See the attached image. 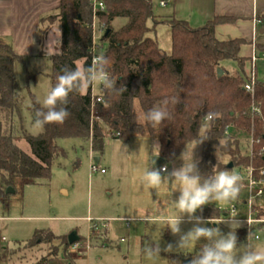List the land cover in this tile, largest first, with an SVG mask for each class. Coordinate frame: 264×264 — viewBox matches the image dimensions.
Listing matches in <instances>:
<instances>
[{"label": "trees", "instance_id": "16d2710c", "mask_svg": "<svg viewBox=\"0 0 264 264\" xmlns=\"http://www.w3.org/2000/svg\"><path fill=\"white\" fill-rule=\"evenodd\" d=\"M98 1L104 6L96 16L102 31L98 48L100 55L108 59V70L116 80V90H104L101 86L102 103L95 105L99 114L96 118H91L89 88L85 95L71 93L68 103L60 105L70 113L63 124H48L37 136L27 134L21 119L22 98L14 78V66L22 59L0 44V200L6 203L9 198L6 190L14 192L18 185H48L54 162L66 156L57 145L63 139L90 143L91 152L100 156L107 139L127 142L145 136L150 141L151 156L156 151L154 143L160 145L157 157L163 159V163L156 167L159 169L176 159L204 129L202 138L208 139L201 142V159L197 163L201 182L219 171L231 172L250 162L255 169L264 167V82L255 80L252 95L244 90L248 59L241 58L239 53L245 41H218L214 36L215 26L226 19L215 18L202 28L192 29L185 21L155 16L153 0ZM53 17L60 28V40L59 53L48 57L50 89L66 67L72 69L78 63L90 65L92 6L88 0H60ZM118 19L125 23L115 30L113 24ZM159 25L170 29L169 54L160 49L156 40ZM45 34L41 29V42ZM225 61L235 63L233 74L222 66ZM218 69L223 72L220 78L217 77ZM122 86L126 91H120ZM29 96L28 111L34 118L42 106L32 94ZM134 98L145 111L167 100L171 118L157 128L137 124L132 109ZM208 112L217 113L218 117L206 122L204 116ZM225 128L253 140L252 160L240 153L237 141L228 142L223 135ZM224 140L225 144L221 145L220 141ZM21 141L28 145L29 154L18 147ZM216 148L228 159L226 164L216 161ZM199 215L215 220L221 218L222 212L211 206L203 208ZM238 233L242 236L237 238L239 244L244 232ZM45 236L55 237L49 231L36 230L26 244H45ZM64 245L65 248L72 246L68 239ZM51 257H42L35 264H51ZM186 259L170 255L167 264H184ZM3 262L5 257L0 256V263Z\"/></svg>", "mask_w": 264, "mask_h": 264}, {"label": "rangeland", "instance_id": "374dc122", "mask_svg": "<svg viewBox=\"0 0 264 264\" xmlns=\"http://www.w3.org/2000/svg\"><path fill=\"white\" fill-rule=\"evenodd\" d=\"M165 12L167 10L158 6V0H153V14L161 17ZM54 15L46 17L42 23V30L46 33L42 42L39 37L31 49L19 50L22 52L18 55L22 62L14 66V78L22 98V124L25 132L31 136L39 135L41 129L34 127V118L28 111L31 104L29 94H32L34 100L42 106L41 101L50 90L48 75L51 73V64L48 57L59 53L60 28L53 19ZM124 23L125 20L118 19L114 22L113 28L117 30ZM156 33L161 50L169 54L171 47L169 27L159 25ZM41 53H44V56ZM222 66L230 74L236 71L234 62L225 61ZM249 72V67L246 66L247 76ZM256 74L257 81L264 82V62L257 63ZM94 94H99V85L95 87ZM98 115L94 112L93 118ZM204 132L203 129L200 137L185 147L189 151L194 148V160L197 163L201 159L202 150V143L198 141L202 139ZM227 140L229 143L237 141L240 153L248 155L250 143L248 136L231 131ZM224 142L226 140L220 141V144L223 145ZM17 145L23 152L29 154V147L24 141ZM57 145L66 156L54 162L48 185L43 183L23 187L18 185L17 193L11 194L6 203L0 200V256L5 257V262L0 264H35L47 256H52L51 264H167V257L170 255L192 259L197 254L200 242H194L192 246L172 253L161 251L151 259L145 255L144 249L148 246L159 245L163 249L169 243L176 244L179 235L172 234L167 221L181 215L174 203L179 195L178 182L165 179L158 188L152 189L143 180L144 172L152 167L151 160L156 152L150 155V141L147 137H137L127 142L107 139L100 156L90 153L89 144L77 139L59 140ZM181 154L172 162L165 164L168 171L182 166ZM96 157L101 159L97 165L104 169V174L89 171V163ZM215 157L217 162L223 164L228 162V159L219 152V148H216ZM231 172L236 173L234 169ZM162 175L166 176L167 173ZM245 199L246 193L240 191L237 199V218L240 221L246 218L245 210L241 206ZM216 204L224 209L230 204L235 205L236 200ZM197 212L195 215L200 216L201 211ZM256 213L258 219H264V200L259 201ZM147 215L154 218L153 222L143 219L132 222L129 218ZM110 219L131 222L128 228L124 223H119L124 226L111 233L109 243L102 231L103 223L100 220L108 222ZM218 219L220 218L215 220ZM88 220H92L93 225L95 223L97 230H91L87 240ZM216 223L203 226L219 227L223 234L231 231L228 224ZM109 224L111 226V222ZM180 227L184 233L193 227V223L185 216ZM244 228L245 224L241 222V226L235 232ZM260 229L262 230L256 234L258 240L251 239L250 244L264 246V227ZM36 230L49 231L55 237L52 239L45 236L46 243L37 246L26 244ZM72 232H76L80 238V247L75 253H71L69 247L65 248L64 245L67 236ZM240 234L238 232L236 234L239 239L242 238ZM244 244H247L245 233L238 247ZM87 249V255L82 253L87 252Z\"/></svg>", "mask_w": 264, "mask_h": 264}, {"label": "clouds", "instance_id": "9594fccd", "mask_svg": "<svg viewBox=\"0 0 264 264\" xmlns=\"http://www.w3.org/2000/svg\"><path fill=\"white\" fill-rule=\"evenodd\" d=\"M109 62L104 56H93L91 65L84 63L76 64L75 68H65L63 74L57 78L55 86L51 87L47 95L41 101L42 109L37 110L34 115V127L43 129L48 124H63L70 116L66 107L68 97L71 93L77 92L81 95L87 94L89 88L95 90L97 85L104 90H116V80H114L108 70ZM120 91H126L122 86ZM167 100L155 105L145 111L138 99H133L132 109L135 114V121L139 125H150L157 128L163 121L170 119L167 110ZM218 117L217 113L208 112L204 119L212 122ZM208 139L204 137L198 141L203 142ZM156 149L154 156H159L160 145L154 143ZM193 150H186L181 154L182 166L168 171L167 166L161 169L150 168L143 174V180L149 188H158L165 179L178 182L179 195L174 203L181 215L173 217L167 221L168 228L173 235H179L176 244H167L163 249L159 245L148 246L144 249L147 258L157 256L161 251L172 253L175 250L185 249L200 242L199 251L189 264H264V246H254L250 243L238 247L235 230L241 226V221L233 215L230 219L219 222L228 224L231 228L227 234H223L219 227L203 226L205 224H217L211 220H204L201 216L195 215L197 211H202L203 206L215 201L228 203L236 200L242 187L240 175L228 170L219 171L214 176L201 182L197 162L194 160ZM155 163V161H151ZM167 173V175H162ZM187 216L188 221L193 223V227L187 232H181L183 217ZM133 222L136 219H143L153 222L151 215L144 217H129ZM251 233H249L248 239Z\"/></svg>", "mask_w": 264, "mask_h": 264}, {"label": "crops", "instance_id": "0c3cea01", "mask_svg": "<svg viewBox=\"0 0 264 264\" xmlns=\"http://www.w3.org/2000/svg\"><path fill=\"white\" fill-rule=\"evenodd\" d=\"M161 1L165 3L162 8L167 10L161 17H173L175 20L185 21L192 29L202 28L215 18L226 19V22L215 26L214 36L218 41L236 39L245 41V45L241 47L239 55L241 58L248 59L247 67H249V71L251 57L256 56L259 58L255 63L254 69V76L257 81L256 65L264 62V0H158L159 7H161L159 5ZM59 2L60 0H0V44L10 48L16 55L22 54L19 50L31 49L40 36L39 33L42 29L41 20L56 14ZM255 20H260L261 24H255ZM156 40L158 42L157 33ZM100 161L101 159L99 158V163ZM162 174L165 173L162 172ZM15 193H17V187L11 194ZM237 199L236 204L238 205ZM213 205L220 210L223 209L215 201L205 205L204 208H209ZM241 206L245 210L243 205ZM121 222L127 228L130 227V223L127 225V221H120L119 219L105 221V224H108H106L105 228L102 227V231L109 243L111 233L124 226L119 224ZM90 231L91 229L88 226L87 238H89ZM242 231L245 233L244 229ZM78 239L80 238L78 237ZM250 242L251 240L247 241V243ZM101 247L107 248L110 246ZM82 253L87 255L88 249L87 252L83 251ZM85 258L87 259V257Z\"/></svg>", "mask_w": 264, "mask_h": 264}, {"label": "built area", "instance_id": "2783aa9c", "mask_svg": "<svg viewBox=\"0 0 264 264\" xmlns=\"http://www.w3.org/2000/svg\"><path fill=\"white\" fill-rule=\"evenodd\" d=\"M92 6V24H91V29H92V42H91V48H90V65L92 63V58L93 56H101L98 48V41L102 35L101 29H99L98 24H97V13L100 11L104 10V6L101 2L98 0H88ZM159 5L161 7L165 6L164 2H160ZM255 24L260 25L261 21L260 20H255ZM259 60L256 56L251 57V63H250V72L249 75L247 76V81L244 85V90L249 93L253 94L254 92V86H255V76H254V69H255V63ZM101 86H99V91H100ZM90 96H91V118L93 119L94 112H96L95 105L98 103H102V98L98 95L94 94V90L90 88ZM254 112H258L256 109H253ZM207 122V121H206ZM224 137L228 138L230 136L229 134V129L225 128L223 132ZM118 135H116L117 137ZM253 145L254 142L250 138V143H249V152L248 156L250 160L253 158ZM90 147V143H89ZM90 153L91 149L89 148ZM163 168V167H161ZM159 168V169H161ZM236 171V174L240 175L242 178V187L241 191H244L246 193V199L242 201V205L245 208V216L246 218L241 221L245 224V235L246 239L249 242L251 239L253 240H258L257 233L262 230L260 227H264V219H258L256 216V208L258 207V203L260 200H264V167H261L259 169L253 168V166L250 164L248 167H239L234 169ZM89 171L90 173H96L99 172L100 174H104L105 171L104 169H101L94 161L91 159L89 163ZM204 208V206H203ZM222 211V216L218 220H211L213 222H220L224 221L226 219H230L233 215L238 217V209H237V204H231L225 209H221ZM238 219V218H237ZM209 220V219H205ZM103 225L102 227L105 228L106 224L104 220H100ZM99 221V222H100ZM89 223V229L95 230L96 225L92 220H88ZM130 221H127L126 224L129 225ZM249 233H251L250 238L248 239ZM89 238H87L88 240ZM3 241H5L4 238H2ZM80 245L79 242L76 244H73L70 247V252L75 253L79 249Z\"/></svg>", "mask_w": 264, "mask_h": 264}, {"label": "water", "instance_id": "95a60500", "mask_svg": "<svg viewBox=\"0 0 264 264\" xmlns=\"http://www.w3.org/2000/svg\"><path fill=\"white\" fill-rule=\"evenodd\" d=\"M222 75H223L222 70L218 69V70H217V77L220 78ZM93 161H94L96 164H98V163H99V158L96 157V158H94ZM151 161H155L154 164L151 163L152 168H156L157 166H159L160 164L163 163V159H161V158H159V157H157V156L153 157ZM228 168L231 169V168H232V165L229 164V165H228ZM11 193H13L12 190H10V189H7V190H6V194H7V195H9V194H11ZM67 239H68V244H69V245L76 244V243L79 241V239H78V237L76 236V233H75V232H74V233H71L70 235H68ZM189 261H190V259H186V260H184V264H189Z\"/></svg>", "mask_w": 264, "mask_h": 264}]
</instances>
